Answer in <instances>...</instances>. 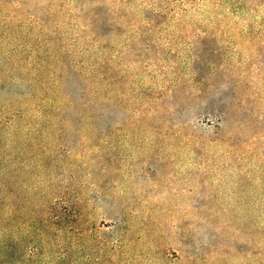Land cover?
<instances>
[{"label":"rangeland","instance_id":"rangeland-1","mask_svg":"<svg viewBox=\"0 0 264 264\" xmlns=\"http://www.w3.org/2000/svg\"><path fill=\"white\" fill-rule=\"evenodd\" d=\"M0 264H264V0H0Z\"/></svg>","mask_w":264,"mask_h":264}]
</instances>
